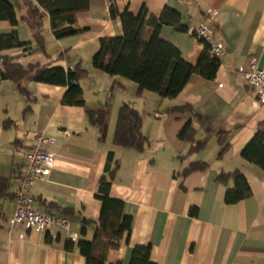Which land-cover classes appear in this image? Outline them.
I'll list each match as a JSON object with an SVG mask.
<instances>
[{
  "label": "crops",
  "instance_id": "crops-1",
  "mask_svg": "<svg viewBox=\"0 0 264 264\" xmlns=\"http://www.w3.org/2000/svg\"><path fill=\"white\" fill-rule=\"evenodd\" d=\"M9 1L19 24L13 27L1 21L0 34L16 32L22 43L32 45L0 52V61L6 57L23 66L80 67L87 73L80 80L86 106L63 105L66 87L22 82L19 88L13 81L0 82V264H87L77 243L94 238V226L87 227L85 235L82 226L83 220L100 219L102 203L97 195L104 176L112 181L110 197L122 201L124 215L133 219L129 243H113L107 264H130L138 246L151 247L153 264H264V170L241 158L257 130L264 133V105L238 72L240 67L248 69L253 59L264 69V0H115L121 13L128 9L133 15L143 7L156 18L166 8L176 10L181 26L205 24L216 42L224 45L215 79L193 75L175 100L139 94L134 82L110 77L92 66L100 39L123 36L121 21L110 16L109 0H90L89 9L77 15V27L86 31L62 40L54 37L45 15L43 49L23 21V1ZM210 10L216 11L213 19L208 18ZM160 37L192 65L204 51L189 31L165 26ZM123 104L142 117V133L148 139L143 152L114 144ZM184 106L192 112H170ZM104 109L109 119L101 130L87 110ZM188 123L194 140L206 144L200 152L192 153V142L178 137ZM38 135L55 140L50 150L56 152L57 163L48 178L34 185L33 207L68 220L67 234L56 225L43 234L9 224L17 207L25 154ZM222 135L230 145L223 155ZM110 154L113 175L106 172ZM192 163L208 167L184 175ZM235 171L246 177L252 197L228 205L226 192L234 182L217 180ZM68 238L75 239L71 251L66 249Z\"/></svg>",
  "mask_w": 264,
  "mask_h": 264
},
{
  "label": "trees",
  "instance_id": "trees-1",
  "mask_svg": "<svg viewBox=\"0 0 264 264\" xmlns=\"http://www.w3.org/2000/svg\"><path fill=\"white\" fill-rule=\"evenodd\" d=\"M25 6L24 23L32 32L33 37L41 49L44 48L43 27L44 17L48 16L50 28L57 40L82 34L86 29L77 27V15L86 12L90 7V0H22ZM110 1V16L119 19L123 28V36L103 38L99 40V48L92 58L94 69L110 77H120L138 85L139 94L149 92L162 99L175 100L185 89L193 75H199L206 80H214L220 68V60L211 56L210 47L204 42L198 63L192 65L185 61L178 48L161 39L163 27H173L178 32H188L181 26V15L178 11L166 8L163 14L156 18L143 7L138 15H133L126 9L120 12L115 0ZM9 22L13 27L19 21L14 5L9 0H0V22ZM32 43H22L16 32L0 34V52L13 49H28ZM86 71L75 67L66 70L59 65L34 64L23 66L13 63L3 57L0 61V82L13 81L19 88L22 82L43 83L52 86L66 87L62 104L70 107H85V100L80 80L86 76ZM264 105V104H263ZM192 112L189 106L172 109L170 112ZM91 122L101 130L105 127L107 110H87ZM12 123L11 121H7ZM142 117L140 113L127 104L119 110L114 144L124 149L143 152L148 145V139L142 133ZM194 130L188 123L179 133V139L192 142V153L202 151L206 144L194 140ZM223 135L220 144L223 155L229 149ZM241 158L264 170V133L258 129L253 138L243 148ZM113 155H109L106 172L113 175L111 162ZM208 167L205 163H192L183 174L203 171ZM229 180L234 186L228 189L225 203L238 204L252 197V191L246 177L239 171L231 174H221L220 184ZM112 181L103 177L100 183L98 200L102 203L100 219L97 222L83 220L82 235L87 227L94 226L92 241L81 240L77 243L79 253L87 264H107L110 246L123 241L129 243L133 219L124 215V203L110 197ZM195 213V212H194ZM75 247L67 242L66 249L71 251ZM150 246L133 248L130 264H153L150 262Z\"/></svg>",
  "mask_w": 264,
  "mask_h": 264
},
{
  "label": "built area",
  "instance_id": "built-area-1",
  "mask_svg": "<svg viewBox=\"0 0 264 264\" xmlns=\"http://www.w3.org/2000/svg\"><path fill=\"white\" fill-rule=\"evenodd\" d=\"M216 16L215 10L208 12V18ZM189 32L201 43L210 47L212 57L221 60L225 55V47L222 43L216 42L210 33L207 25L190 27ZM238 72L243 74L255 92L261 104H264V69L258 65V61L253 59L249 68L240 67ZM55 144V140L44 135L35 138V144L31 150L25 154L26 165L21 177V185L16 193L17 207L10 220V226H23L27 231L49 234L53 226H59L66 234L69 231L68 220H57L50 213H39L33 207L34 199L31 195L36 182L48 178L56 168L57 154L50 150ZM75 242L74 238H68Z\"/></svg>",
  "mask_w": 264,
  "mask_h": 264
},
{
  "label": "rangeland",
  "instance_id": "rangeland-1",
  "mask_svg": "<svg viewBox=\"0 0 264 264\" xmlns=\"http://www.w3.org/2000/svg\"><path fill=\"white\" fill-rule=\"evenodd\" d=\"M20 3V2H19ZM20 5H21V3H20ZM128 98H129V100L131 101V102H133V99H134V97H133V95L129 92L128 93ZM130 104H132L133 105V103H130ZM135 104V103H134ZM109 119V118H108ZM107 119V120H108ZM108 122V121H107Z\"/></svg>",
  "mask_w": 264,
  "mask_h": 264
}]
</instances>
